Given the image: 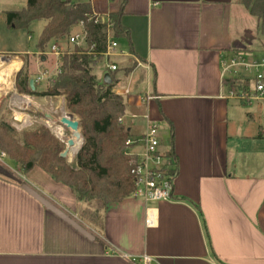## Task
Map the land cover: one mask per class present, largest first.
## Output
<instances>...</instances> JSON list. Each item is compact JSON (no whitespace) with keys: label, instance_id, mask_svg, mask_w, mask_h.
Here are the masks:
<instances>
[{"label":"crops","instance_id":"obj_1","mask_svg":"<svg viewBox=\"0 0 264 264\" xmlns=\"http://www.w3.org/2000/svg\"><path fill=\"white\" fill-rule=\"evenodd\" d=\"M88 1L101 16L122 12L128 41L119 51L130 54V45L144 64L125 77L135 91L128 102L138 107L146 94L155 97L144 108L168 129V145L160 139V146L177 160L172 200L145 204L130 196L94 207L102 217L98 229L86 226L89 240L21 189L28 184L80 222L88 207L69 187L38 167L20 174L3 158L0 264H136L142 255L155 264H264V103L227 98L220 66L237 53L264 57L256 19L239 0ZM25 5L0 0V12ZM55 113L46 110L43 119L56 121Z\"/></svg>","mask_w":264,"mask_h":264},{"label":"trees","instance_id":"obj_2","mask_svg":"<svg viewBox=\"0 0 264 264\" xmlns=\"http://www.w3.org/2000/svg\"><path fill=\"white\" fill-rule=\"evenodd\" d=\"M249 15L258 23L259 32L264 36V0H239ZM6 26L10 30L28 29L32 22L42 21L44 26L36 48L46 49L52 42L60 41L82 24L88 35V44L94 45L93 53L72 48L60 61V74L50 83L48 89L39 93L31 90L30 79L23 70L16 75V88L20 93L38 97L64 96L66 110L77 116L83 144L75 156L73 166L60 157L64 144L50 132L35 126L22 131L20 135L10 123L0 121V151L5 152L13 168L25 174L38 167L58 183L70 188L76 200L96 209L103 210L108 203L120 202L130 197L134 181L129 174L130 163L124 155L125 141L131 136V129L119 118L126 115L124 97L116 96L114 85L103 86L96 78V67L103 64L100 56L105 50L106 26L89 20L92 9L88 0H26L25 7L6 11ZM122 12L110 14L114 39L128 41V31L122 27ZM129 53L134 54L129 45ZM47 58H45L46 60ZM129 68L119 72L130 73ZM227 93L236 91V80L223 81ZM177 171V160L171 151L167 152Z\"/></svg>","mask_w":264,"mask_h":264},{"label":"built area","instance_id":"obj_3","mask_svg":"<svg viewBox=\"0 0 264 264\" xmlns=\"http://www.w3.org/2000/svg\"><path fill=\"white\" fill-rule=\"evenodd\" d=\"M89 20L94 23H101L106 26V44L105 50L100 56L103 58V70L100 74V83L102 77L108 73L111 77V85H114L112 92L116 96L127 97L130 94L128 87H120L126 73L119 72L112 78L120 68L114 61V58H130L135 64V68L143 67L131 54H126L118 50V43L112 34L113 23L109 16H101L92 12ZM79 30L72 32L66 38L60 41L52 42L44 52L40 53L45 57L53 59V74L48 70L40 73L34 79V85L39 86L42 82L54 80L61 72L60 61L66 53H71L70 48H77L86 52L88 55L93 53L94 45L88 44V35L82 24L78 25ZM221 76L223 80H236L239 87L236 91L227 93V98L239 101L243 105L253 103H264V57L259 59H250L243 54H234L223 57L220 61ZM104 86V85H103ZM155 99L150 94L141 98L143 104ZM36 106L30 96L20 95L17 92L8 101V109L11 112L12 127L18 131L32 127L41 122L28 112V108ZM63 116V115H62ZM134 117V116H133ZM145 120L144 131L141 135L130 136L125 141L124 155L130 163L129 174L134 181V190L131 197L143 201L145 204H156L172 200L173 182L177 176L174 162L167 152L161 150L159 124L149 118L147 113L143 116ZM119 123H123V117L119 118ZM42 124L53 129L57 138L61 136V127L55 121L42 119ZM264 135V128L262 130ZM6 158L4 153H0V160ZM152 210L147 209L145 224L151 226ZM136 264H155L152 257L142 255L134 259Z\"/></svg>","mask_w":264,"mask_h":264},{"label":"rangeland","instance_id":"obj_4","mask_svg":"<svg viewBox=\"0 0 264 264\" xmlns=\"http://www.w3.org/2000/svg\"><path fill=\"white\" fill-rule=\"evenodd\" d=\"M18 8V7H16ZM5 14L0 12V53H4L6 55H0V58L6 59L4 61V65L6 66L9 61L11 60H19L21 62L20 69L17 72H13L11 76L6 80V82L0 83V121L4 120L8 123H10V126L12 127V119H11V112L8 109V101L12 96L17 92L20 95L30 96L31 98H35V101H37V106L32 108H28V112L32 114V116L36 117L38 121L42 122L43 119V112L46 110H56V117L55 122L56 124L61 127V136L57 138L56 132H54L53 129L48 128L41 122H38L34 124L32 127L24 129L22 131L31 129L35 126H42L46 128L50 134L57 140H59L61 143L64 144V149L66 148V141L73 137L71 130L67 129L65 126L61 125L59 123V119L61 118L63 112L70 115L73 120L78 122L77 116L71 114L68 110H66V102L64 96H57V97H51V96H45V97H38V96H31L28 94L20 93L16 88V75L19 73L20 70H23V74H26L30 80L36 79V77L42 73L44 70H48L50 72V75L53 74V59L49 57H45L44 55L40 54L45 51V49H37V42L39 35L41 33V30L43 28V23L41 21H35L32 22L30 27L25 30H10L6 26L5 22ZM29 38V39H28ZM119 43V48L117 51H123L126 50V41L125 39L117 40ZM72 48H69V51H71ZM24 52V54H23ZM27 53V54H26ZM42 57L47 58L45 62H42ZM113 61L122 69H126L131 67L134 63L132 59L130 58H114ZM135 65V64H134ZM134 68L131 70V72L134 71ZM103 70V64L96 67L94 74L96 78L98 79L100 77L101 71ZM141 71L138 72V74L141 75ZM123 73V72H122ZM127 74V73H126ZM13 75V76H12ZM137 75V74H136ZM12 77V78H11ZM53 80L50 81H44L39 86H36V91L39 93L45 92L48 87L50 86V83H52ZM13 83V84H12ZM128 84L127 80H123L121 82L120 87H126ZM5 87V88H4ZM133 94L135 91L130 90ZM126 101V115L123 117V123L126 126H129L131 129L130 135L135 136V134L139 131H141L142 126H145V120L143 118L145 114V108L144 104L141 102L142 105L135 107L133 104H130L128 102V97H124ZM247 107V106H245ZM134 116V117H133ZM13 128V127H12ZM264 128V125L260 126L261 132ZM14 129V128H13ZM16 131L17 135H20L22 131ZM80 133V129H79ZM81 134V133H80ZM159 134L160 139L163 140V143L168 145V129L164 124H159ZM83 139V138H82ZM83 144V141H82ZM82 146V145H81ZM0 153L5 152L0 151ZM78 153V152H77ZM77 153H74L73 155H69V157L66 159L68 165L73 166V162L75 159V156ZM6 158L8 159L7 155ZM88 208H81L79 211L78 219L80 220V224H82L88 231H90L86 226L89 227H96L97 229L100 227L101 223V217L102 214L101 211H97L95 213L94 211V204H86ZM83 222V223H81ZM92 232V231H90Z\"/></svg>","mask_w":264,"mask_h":264},{"label":"water","instance_id":"obj_5","mask_svg":"<svg viewBox=\"0 0 264 264\" xmlns=\"http://www.w3.org/2000/svg\"><path fill=\"white\" fill-rule=\"evenodd\" d=\"M42 62L45 61V57H42ZM111 77L108 73L104 74L102 77V85L109 86L111 85ZM29 85L32 91H34V80L29 81ZM59 123L63 126H65L67 129L71 130L73 137L68 139L66 141V148L64 151L60 154V157L63 159H67L70 155V149L75 146V139L81 141L82 145V136L79 133V125L78 122L73 120V118L70 115H63L59 119ZM81 146L77 150V152L80 150ZM76 152V153H77ZM21 189L28 194L31 198H33L35 201H37L45 210L52 213L54 216H56L58 219L63 221L65 224H67L69 227H71L74 231L79 233L81 236L85 237L86 239L93 240L94 236L90 231H88L82 224H80L75 218H73L71 215L67 214L65 211L60 209L57 205L52 203L49 199L44 197L42 194H40L38 191H36L34 188L29 186L28 184H23L21 186Z\"/></svg>","mask_w":264,"mask_h":264},{"label":"bare ground","instance_id":"obj_6","mask_svg":"<svg viewBox=\"0 0 264 264\" xmlns=\"http://www.w3.org/2000/svg\"><path fill=\"white\" fill-rule=\"evenodd\" d=\"M5 60L6 59H4V58H0V83L1 82H6V80L11 76L13 71L18 70L20 68V66H21V62L19 60H11L5 66L4 65V61ZM62 115L67 116L68 114L63 112ZM80 146H81V141L75 139V146L70 149V154L73 155L74 153H76Z\"/></svg>","mask_w":264,"mask_h":264}]
</instances>
